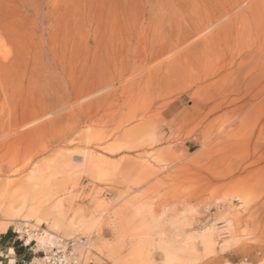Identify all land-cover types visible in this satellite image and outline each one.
Masks as SVG:
<instances>
[{
    "label": "rangeland",
    "instance_id": "obj_1",
    "mask_svg": "<svg viewBox=\"0 0 264 264\" xmlns=\"http://www.w3.org/2000/svg\"><path fill=\"white\" fill-rule=\"evenodd\" d=\"M16 221L77 264H264V0H0L4 264Z\"/></svg>",
    "mask_w": 264,
    "mask_h": 264
},
{
    "label": "built area",
    "instance_id": "obj_2",
    "mask_svg": "<svg viewBox=\"0 0 264 264\" xmlns=\"http://www.w3.org/2000/svg\"><path fill=\"white\" fill-rule=\"evenodd\" d=\"M42 234L41 226L33 224L31 222L19 221L5 234V237L12 242V250H14V256H22L23 264H27L25 256L28 252L37 254L44 251L42 249L37 250L38 237ZM83 243V242H82ZM34 244V246H33ZM77 242L67 241L63 238H57V242L49 248L47 254L44 253V257L41 259L42 264H77L73 258L74 246ZM86 250L89 246L85 244ZM9 250V255H10ZM22 254V255H21ZM3 255L0 254V264H4ZM10 262V260H9ZM15 262L14 264H16ZM21 264V263H19Z\"/></svg>",
    "mask_w": 264,
    "mask_h": 264
},
{
    "label": "bare ground",
    "instance_id": "obj_3",
    "mask_svg": "<svg viewBox=\"0 0 264 264\" xmlns=\"http://www.w3.org/2000/svg\"><path fill=\"white\" fill-rule=\"evenodd\" d=\"M17 196H18V195H17ZM17 196H15V197H17ZM19 198H20V197H19ZM20 199H21V198H20ZM13 200H14V199H13ZM21 200H22V199H21ZM16 201H17L16 198H15V202L12 201V202L15 203V204L13 203V204L10 206V208H12V211L18 212V211H20V209H23L24 207H26V206H25L26 203L24 204V201L21 202V204H16L17 202L19 203L20 200L17 201V202H16ZM25 201H26V200H25ZM10 203H11V202H10ZM18 208H19V209H18ZM35 210H36L35 207H32L31 209H29L30 213L34 212ZM16 222H17V221H16ZM25 222H29V221H25ZM43 234H44V232H43V233L41 234V236H40L41 239H42ZM40 241H41V240H40ZM50 241H51L52 244H55V243L57 242V237H53V236H52V237L50 238ZM11 251L13 252V255H14V250L11 249Z\"/></svg>",
    "mask_w": 264,
    "mask_h": 264
}]
</instances>
